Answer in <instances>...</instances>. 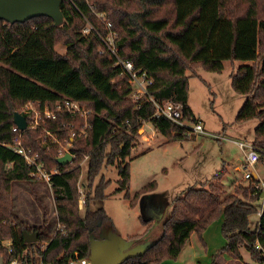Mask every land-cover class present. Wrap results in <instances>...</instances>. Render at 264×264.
Masks as SVG:
<instances>
[{
	"label": "trees",
	"instance_id": "16d2710c",
	"mask_svg": "<svg viewBox=\"0 0 264 264\" xmlns=\"http://www.w3.org/2000/svg\"><path fill=\"white\" fill-rule=\"evenodd\" d=\"M258 1L72 0L81 14L101 31L89 5L105 14L118 33L120 56L132 61L152 79L149 94L181 104L188 122H199L188 104L189 78L197 76L190 69L199 67L220 73L224 62L229 63L232 67L230 86L244 99L235 122L257 121L252 145L260 153V162L264 157V4ZM61 9L65 22L58 26L46 16L13 24L0 20V257L3 264H10L12 260L66 264L75 252L88 256L89 235L112 224L103 208L106 195L102 179L92 188L101 169L108 165L117 168L115 192H124L123 197L129 198L130 174L126 159L144 122H150L168 141L186 140L194 135L190 128L179 127L164 117H152L153 106L146 100L140 101L137 107L139 102L130 98L131 85L126 75L120 74L119 68L98 53L95 36L81 35L84 20L80 13L75 8L70 9L65 0ZM60 28L67 34L64 54L54 48ZM236 62L239 64L235 65ZM64 98L92 110L86 135H76L71 141L69 150L75 155L71 162L61 165L56 161L60 147L49 138H43L41 130H25L21 140L24 147L38 153L46 170H57L50 181L61 228L49 235L43 225H29L13 208L11 184L35 183L36 179L31 174L32 167L7 144L14 137V112L23 113L21 107L30 101L53 107ZM125 120H128L127 125ZM82 123L78 118L60 114L54 120H47L46 127L62 141L69 139V131L80 129ZM85 158V189L92 188V196L88 191L83 194L85 204L80 213L78 177ZM221 171L223 174L224 170ZM221 171L211 179L220 177ZM154 188L155 181H152L132 196L130 206L135 205L134 199L152 197L144 199L147 215L139 217L146 226L145 231L128 239L139 243L153 238L156 243L142 256L127 259L122 264H161L167 258L175 259L193 232L201 238L207 226L220 218L226 243L213 255L210 264H222L219 256L223 252L240 258L241 247L249 252L252 260H261L254 244L257 239L264 243V213L255 233L250 227V216L258 209L260 194L254 193L251 184L239 186L240 195L226 193L218 184H210L208 189L190 186L170 203L159 194H148ZM153 200L160 206L170 207L155 239L151 232L153 220L148 212L157 208ZM39 203L42 204L40 200ZM43 210L45 216V206ZM23 231H36L37 241L24 242ZM4 241L10 244V254Z\"/></svg>",
	"mask_w": 264,
	"mask_h": 264
},
{
	"label": "rangeland",
	"instance_id": "374dc122",
	"mask_svg": "<svg viewBox=\"0 0 264 264\" xmlns=\"http://www.w3.org/2000/svg\"><path fill=\"white\" fill-rule=\"evenodd\" d=\"M258 3L264 4V1L260 0ZM66 35L62 28L57 32L54 48L59 54L66 51L67 45L64 43ZM190 71L197 76L189 78V105L204 132L194 133L186 140L168 141L166 136L154 130L150 122H144L133 139L131 155L126 159L130 174L129 198L123 197L124 192H115L118 188V172L114 165L104 166L94 178L92 188L102 179L105 185L103 192L106 195L103 208L110 216L114 230L126 239L128 238L124 233L139 231L142 225L139 217L147 215L145 205L141 207L136 199L132 201L135 204L133 206H130L129 202L137 191L152 181H155V188L148 194H159L170 203L190 186L208 189L210 184H218L226 193H235L239 186L245 187L248 184V180L243 178L247 170L264 179V157L254 168L243 166L244 152L239 148L238 142L252 143L253 125L257 121L235 122V115L244 99L232 91L229 78L230 64L224 63L220 73L204 71L199 67H194ZM190 71L187 73L190 74ZM23 108L24 106L20 110ZM86 160L87 158L80 165L78 177V187L83 198L81 207L78 202L80 213L85 204L83 194L88 191L90 197L92 196V188L85 189ZM221 170H224L223 174ZM219 171L220 177L212 180V176ZM237 194L240 195L238 192ZM11 199L15 212L26 223L32 226L43 225L44 232L49 235L57 231L59 221L54 197L51 188L43 182L38 180H35V183L13 182ZM88 201L92 204L91 199ZM43 206L47 209L45 216ZM162 207H166L169 212V206ZM221 221L220 218L211 222L202 232L201 238L193 232L177 258H167L162 264H210L213 255L220 252L226 243V238L221 232ZM254 222L255 216L252 215L251 228ZM153 236L155 239L157 234ZM42 246L44 247L45 243ZM240 256L237 259L223 252L219 256V261L222 264H253L249 252L243 247L240 248Z\"/></svg>",
	"mask_w": 264,
	"mask_h": 264
},
{
	"label": "built area",
	"instance_id": "2783aa9c",
	"mask_svg": "<svg viewBox=\"0 0 264 264\" xmlns=\"http://www.w3.org/2000/svg\"><path fill=\"white\" fill-rule=\"evenodd\" d=\"M66 5L70 9H76L80 13L84 20V25L80 30L81 35L95 36L98 40V53L103 55L105 59L112 64L113 67L120 69V74L126 75L128 83L131 85L130 98L133 102H139L137 107L140 106V101L146 100L153 106L152 117L159 118L164 117L170 122L176 124L184 129L190 128L194 133H203V127L200 122H188L185 120L181 104L168 99L160 100L151 96L148 92L149 86L152 84V79L140 69L136 68L132 61L125 59L119 54V47L117 44L118 33L114 29L113 24L110 20L106 19L103 12L95 11L94 6L89 5L91 12L94 14L95 20L102 27V31L97 28L91 21L77 9L76 5L72 0H65ZM21 113L25 117L26 126L23 130H20L15 124L12 128L14 131V137L11 143L7 144L14 152L23 157L25 162L32 167V176L44 185L51 188L50 177L56 173V169L46 170L42 162L38 159V153H33L30 148H26L22 145V133L25 130L37 131L41 130L43 138L50 139L53 143L60 146L58 151V157L63 156L65 153L71 155V161L75 158V155L69 150L71 141L74 136H85L87 130L90 128L89 117L92 115V110L78 101L64 98L62 101L56 102L53 107L47 105L42 106L40 103L27 102ZM60 114L70 115L83 121L82 127L76 131H72L69 139L60 141L55 134H53L47 127V120H54ZM128 124V120H125V125ZM239 148L244 152L245 160L243 163L244 168H254L259 162L260 153L252 143L247 144L244 142H238ZM70 161V162H71ZM69 163V162H68ZM243 178L248 180L254 188V193L260 194L259 206L257 211L253 214L255 216V222L253 231L258 233L260 228V218L264 213V179L258 178L254 173L247 170L243 174ZM82 196H80L78 202L81 207ZM58 228L61 225L58 223ZM4 246L9 247L8 241L3 242ZM254 250L258 253L261 260H252L253 264H264V243L256 240L254 244ZM12 249H7L10 254ZM3 264V261H2ZM10 264H31L22 263L18 260H12ZM37 264H45L40 261ZM66 264H90L88 256H80L77 252L70 257Z\"/></svg>",
	"mask_w": 264,
	"mask_h": 264
},
{
	"label": "water",
	"instance_id": "95a60500",
	"mask_svg": "<svg viewBox=\"0 0 264 264\" xmlns=\"http://www.w3.org/2000/svg\"><path fill=\"white\" fill-rule=\"evenodd\" d=\"M63 0H0V20L10 24L15 22H25L33 17L46 16L53 20L55 26L64 22V15L61 9ZM13 123L23 130L26 126L25 117L19 113H13ZM56 161L64 165L71 161V155L65 153L57 157ZM152 196H142L139 204L142 207L144 199ZM163 209L153 208L150 211V218L154 224H158L165 215ZM23 239L26 243L36 242L38 233L36 231H23ZM156 240H146L135 243L132 239L122 237L112 224L100 228L97 234L89 235V253L90 264H122L125 260L142 256L149 248L155 245ZM0 264L2 258L0 257Z\"/></svg>",
	"mask_w": 264,
	"mask_h": 264
},
{
	"label": "crops",
	"instance_id": "0c3cea01",
	"mask_svg": "<svg viewBox=\"0 0 264 264\" xmlns=\"http://www.w3.org/2000/svg\"><path fill=\"white\" fill-rule=\"evenodd\" d=\"M224 63H227V62H224ZM231 70H232V67H231ZM230 74V73H229ZM233 91V90H232ZM188 93H189V90H188ZM188 104H189V96H188ZM190 106V105H189ZM191 108V107H190ZM256 125H257V123L255 124L254 123V125H253V131H254V128L256 127ZM244 160H245V156H244ZM163 206V205H162ZM162 206H161V209H162ZM164 213H165V215L163 216V218H162V220L158 223V224H154V221H152L153 222V228L151 229V232L153 233V235H155L156 236V234L158 235V234H160V228H161V225H162V221L164 220V218L168 215V210H165L164 211ZM153 220V219H152ZM145 229H146V226L145 225H141L140 226V230L139 231H133V232H126V233H124L125 235L124 236H126L127 238H129V237H132V236H134V235H137V234H141V233H143L144 231H145ZM123 235V234H122ZM192 235V234H191ZM190 235V236H191ZM190 238V237H189ZM162 264V263H161Z\"/></svg>",
	"mask_w": 264,
	"mask_h": 264
},
{
	"label": "flooded vegetation",
	"instance_id": "af4514ba",
	"mask_svg": "<svg viewBox=\"0 0 264 264\" xmlns=\"http://www.w3.org/2000/svg\"><path fill=\"white\" fill-rule=\"evenodd\" d=\"M155 201H156V200H153V202L155 203V205H156L159 209H161V206H160L159 204H157ZM162 209H163V207H162Z\"/></svg>",
	"mask_w": 264,
	"mask_h": 264
}]
</instances>
